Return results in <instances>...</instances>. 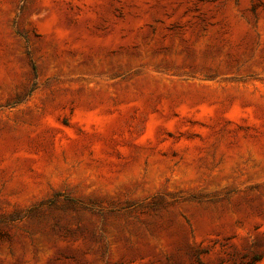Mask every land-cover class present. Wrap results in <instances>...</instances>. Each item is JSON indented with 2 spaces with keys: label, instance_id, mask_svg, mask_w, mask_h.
I'll return each instance as SVG.
<instances>
[{
  "label": "rangeland",
  "instance_id": "1",
  "mask_svg": "<svg viewBox=\"0 0 264 264\" xmlns=\"http://www.w3.org/2000/svg\"><path fill=\"white\" fill-rule=\"evenodd\" d=\"M0 264H264V0H0Z\"/></svg>",
  "mask_w": 264,
  "mask_h": 264
}]
</instances>
